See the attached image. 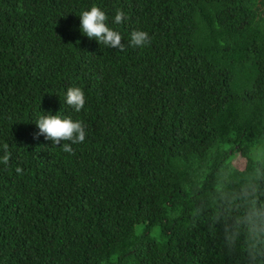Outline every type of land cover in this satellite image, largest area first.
I'll use <instances>...</instances> for the list:
<instances>
[{
	"label": "trees",
	"instance_id": "1",
	"mask_svg": "<svg viewBox=\"0 0 264 264\" xmlns=\"http://www.w3.org/2000/svg\"><path fill=\"white\" fill-rule=\"evenodd\" d=\"M0 264H264V0H0Z\"/></svg>",
	"mask_w": 264,
	"mask_h": 264
},
{
	"label": "rangeland",
	"instance_id": "2",
	"mask_svg": "<svg viewBox=\"0 0 264 264\" xmlns=\"http://www.w3.org/2000/svg\"><path fill=\"white\" fill-rule=\"evenodd\" d=\"M233 165H235L237 168L242 169L245 165V159L239 155L235 156L232 160Z\"/></svg>",
	"mask_w": 264,
	"mask_h": 264
}]
</instances>
